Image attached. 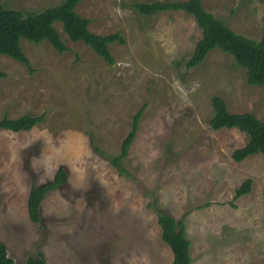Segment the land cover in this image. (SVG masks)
Returning <instances> with one entry per match:
<instances>
[{
	"label": "rangeland",
	"instance_id": "1",
	"mask_svg": "<svg viewBox=\"0 0 264 264\" xmlns=\"http://www.w3.org/2000/svg\"><path fill=\"white\" fill-rule=\"evenodd\" d=\"M64 0H0L41 12ZM187 0H82L76 13L109 46L113 65L55 28L66 51L20 41L29 66L0 55V119L43 117L29 132L0 131V242L14 264L40 254L46 264H172L155 209L181 221L191 264H264V156L232 160L248 137L213 131L211 99L230 113L264 120V91L214 49L186 68L201 31L183 12L141 16L136 4ZM232 31L259 41L264 0H201ZM142 110L120 175L111 160ZM59 167L66 185L49 193L41 227L27 215L32 185ZM251 180L250 192L232 201ZM231 204L233 206H231Z\"/></svg>",
	"mask_w": 264,
	"mask_h": 264
},
{
	"label": "trees",
	"instance_id": "2",
	"mask_svg": "<svg viewBox=\"0 0 264 264\" xmlns=\"http://www.w3.org/2000/svg\"><path fill=\"white\" fill-rule=\"evenodd\" d=\"M82 0H64L55 7L41 12H27L8 10L0 4V55L29 66V62L21 48L20 41L30 43L47 42L54 51L61 54L66 51L55 24H60L63 33L73 43H83L106 64L113 65L109 46L113 43L124 44L120 34L101 36L89 30V20L79 16L75 9ZM135 10L145 17H151L164 12H183L191 16L198 29L201 39L196 43L192 55L186 62L187 69L199 66L210 51L217 49L231 56L236 65L245 70L246 82L250 86H258L264 91V26L259 41L248 39L232 31L225 23L207 12L201 0H187L184 2H153L151 4H136ZM5 75L0 73V79ZM213 116L209 126L213 131L221 129H236L248 137L246 144L235 150L232 160L236 163L255 156H264V120H258L250 113L233 114L227 110L224 101L213 96L211 99ZM142 110L134 117L131 129L120 146L119 155L111 160L112 166L120 175L126 172L121 168V161L127 155L135 138ZM43 117L23 116L11 119L4 116L0 119V131L21 133L31 131ZM67 170L59 167L53 178L40 186L32 185L28 192L27 215L35 225L41 227L40 207L46 196L66 185ZM251 180H246L236 189L232 201L250 192ZM231 206H233L231 204ZM157 224L161 232V241L172 253V264H191L190 242L185 235L183 223L176 221L168 212L155 209ZM0 264H14L8 256L6 246L0 242ZM25 264H46L40 254L30 256Z\"/></svg>",
	"mask_w": 264,
	"mask_h": 264
},
{
	"label": "crops",
	"instance_id": "3",
	"mask_svg": "<svg viewBox=\"0 0 264 264\" xmlns=\"http://www.w3.org/2000/svg\"><path fill=\"white\" fill-rule=\"evenodd\" d=\"M42 205H43V203H42ZM42 205H41V207H40V212H41Z\"/></svg>",
	"mask_w": 264,
	"mask_h": 264
}]
</instances>
